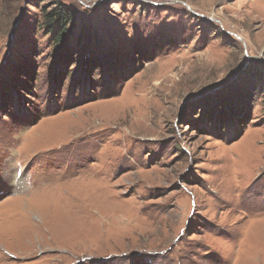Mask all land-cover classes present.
Listing matches in <instances>:
<instances>
[{"label": "rangeland", "instance_id": "1", "mask_svg": "<svg viewBox=\"0 0 264 264\" xmlns=\"http://www.w3.org/2000/svg\"><path fill=\"white\" fill-rule=\"evenodd\" d=\"M263 69L264 0H0V264H264Z\"/></svg>", "mask_w": 264, "mask_h": 264}, {"label": "trees", "instance_id": "2", "mask_svg": "<svg viewBox=\"0 0 264 264\" xmlns=\"http://www.w3.org/2000/svg\"><path fill=\"white\" fill-rule=\"evenodd\" d=\"M73 18V12L67 6L58 5L52 10L48 11L46 14V22L50 28L55 25L57 30L55 31V35L57 36V40H60L63 36L64 30L66 29L67 24ZM262 76V88L264 91V69L261 73Z\"/></svg>", "mask_w": 264, "mask_h": 264}]
</instances>
